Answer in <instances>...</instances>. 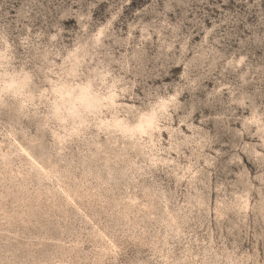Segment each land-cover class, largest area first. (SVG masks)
I'll return each instance as SVG.
<instances>
[{
  "label": "rangeland",
  "instance_id": "obj_1",
  "mask_svg": "<svg viewBox=\"0 0 264 264\" xmlns=\"http://www.w3.org/2000/svg\"><path fill=\"white\" fill-rule=\"evenodd\" d=\"M0 264H264V0H0Z\"/></svg>",
  "mask_w": 264,
  "mask_h": 264
}]
</instances>
